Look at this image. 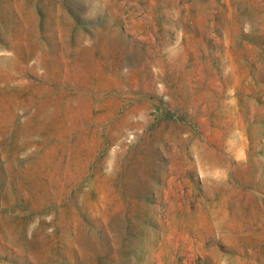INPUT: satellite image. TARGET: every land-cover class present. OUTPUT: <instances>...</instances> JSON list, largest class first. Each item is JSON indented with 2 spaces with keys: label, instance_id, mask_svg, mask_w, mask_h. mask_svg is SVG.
I'll list each match as a JSON object with an SVG mask.
<instances>
[{
  "label": "rangeland",
  "instance_id": "obj_1",
  "mask_svg": "<svg viewBox=\"0 0 264 264\" xmlns=\"http://www.w3.org/2000/svg\"><path fill=\"white\" fill-rule=\"evenodd\" d=\"M251 210L264 0H0V264H264Z\"/></svg>",
  "mask_w": 264,
  "mask_h": 264
},
{
  "label": "bare ground",
  "instance_id": "obj_2",
  "mask_svg": "<svg viewBox=\"0 0 264 264\" xmlns=\"http://www.w3.org/2000/svg\"><path fill=\"white\" fill-rule=\"evenodd\" d=\"M177 3V2H176ZM187 4V3H186ZM50 7V6H49ZM49 9V8H48ZM60 9H61V7H60ZM150 9V8H149ZM50 10V9H49ZM52 12V11H51ZM56 12V11H55ZM58 12H59V10H58ZM68 13V12H67ZM127 13V12H126ZM140 13V12H139ZM58 14H60V13H58ZM66 14V13H65ZM202 15V14H201ZM200 15V16H201ZM66 16V15H65ZM138 17H140V16H138ZM128 20V19H127ZM187 21V20H186ZM190 22V21H189ZM206 22V21H205ZM217 22V21H216ZM194 23V22H193ZM213 23V22H212ZM185 24V23H184ZM216 24V23H215ZM124 25V24H123ZM122 25V26H123ZM195 25V24H194ZM143 27H145V26H143ZM193 27V26H192ZM183 28H185V27H183ZM196 29H198V28H196ZM212 29V28H211ZM214 29H215V27H214ZM123 30V29H122ZM125 30V29H124ZM157 30V29H156ZM155 31V30H154ZM182 31V30H181ZM125 32H127V31H125ZM197 32V31H196ZM199 32V31H198ZM208 32V31H207ZM209 33V32H208ZM84 35V34H83ZM151 35V34H150ZM200 35V34H199ZM210 35V34H209ZM152 36V35H151ZM202 36V35H201ZM91 37H93V36H91ZM142 37V36H141ZM154 37V36H153ZM208 37V36H207ZM151 39V38H150ZM153 40H154V38H153ZM188 40V39H187ZM82 41V40H81ZM89 41H91V39L89 40ZM218 41V40H217ZM211 42V41H210ZM213 42V41H212ZM215 42V41H214ZM155 44V43H154ZM213 44V43H212ZM189 47V46H188ZM213 47V46H212ZM211 48V47H210ZM216 48V47H215ZM153 50V49H152ZM162 52V51H161ZM150 53V52H149ZM152 53V52H151ZM195 54H200L199 52L198 53H196L195 52ZM162 55V54H161ZM204 56V55H203ZM132 57V56H131ZM219 58V57H218ZM214 59V58H213ZM163 61V60H162ZM165 62V61H164ZM224 68V67H223ZM228 68V67H227ZM224 70V69H223ZM227 70V69H226ZM200 72V71H199ZM196 77V76H195ZM197 79V78H196ZM180 80V79H179ZM181 82V81H180ZM221 82V81H220ZM203 83V82H202ZM208 84V83H207ZM199 86V85H198ZM189 87V86H188ZM188 89V88H187ZM212 91V90H211ZM224 93V92H223ZM214 95V94H213ZM225 95V94H224ZM232 95V94H231ZM222 96V95H221ZM227 97V96H226ZM233 98V97H232ZM230 99H231V97H230ZM229 99V100H230ZM208 100V99H207ZM206 100V101H207ZM215 100V99H214ZM228 101V100H227ZM245 102V101H244ZM200 104V103H199ZM198 104V105H199ZM206 104V103H205ZM204 104V105H205ZM204 105H202V106H204ZM206 106V105H205ZM213 106V105H212ZM219 107V106H218ZM205 108V107H204ZM210 108V107H209ZM203 110V109H202ZM204 111V110H203ZM260 112V111H259ZM214 113V112H213ZM213 113H211V114H213ZM260 114V113H259ZM209 116V115H208ZM232 116V115H231ZM214 117V116H213ZM212 117V118H213ZM230 117V116H229ZM233 117V116H232ZM214 119V118H213ZM217 120V119H216ZM231 120V119H230ZM234 120V119H233ZM233 122V121H232ZM213 124H214V122H213ZM235 124V123H234ZM215 127V126H214ZM235 127V126H234ZM198 128V127H197ZM212 128V127H211ZM231 129V128H230ZM228 130V129H227ZM221 132V131H220ZM259 132L261 133L262 131H260V129H259ZM210 144V143H209ZM211 147H212V145H211ZM179 148V147H178ZM167 150V149H166ZM219 151V150H218ZM220 153V152H219ZM175 176V175H174ZM172 177V176H171ZM235 182V181H234ZM180 184V183H179ZM167 185V184H166ZM183 187V186H182ZM243 187V186H242ZM181 189V188H180ZM183 192V191H182ZM181 193V192H180ZM253 193V192H252ZM222 194V193H221ZM177 195V194H176ZM182 195V194H181ZM158 200V199H157ZM196 203V202H195ZM256 204V203H255ZM163 205V204H162ZM168 205V204H167ZM180 205H181V203H180ZM247 205L249 206L250 204H248L247 203V201H240L239 203H238V205H237V208L239 209L238 210V212H237V216H238V218H237V224H240L241 226H243L242 224H243V219H244V207L246 208L247 207ZM252 205V204H251ZM257 205V204H256ZM155 206V205H154ZM253 206V205H252ZM254 207V206H253ZM168 209V208H167ZM256 210V209H255ZM255 210H251L252 212L251 213H249V215L248 216H246V218L247 219H250L251 220V222L253 223V222H255L256 223V225H257V227H259L260 229H262L263 231H264V216L262 217V216H260L257 212H255ZM258 210V209H257ZM169 212V211H168ZM246 212V211H245ZM158 215H159V213H158ZM184 215V214H183ZM201 220L202 221H204L205 220V215H201ZM167 218V217H166ZM178 220V219H177ZM176 220V221H177ZM167 221V220H166ZM176 223V222H175ZM186 226V225H185ZM151 227V226H150ZM155 230V229H154ZM160 233H161V231H160ZM167 233V232H166ZM143 236V235H142ZM153 236V235H152ZM161 236H162V234H161ZM169 236V235H168ZM178 237V236H177ZM169 239V238H168ZM177 240V239H176ZM167 241H170V240H167ZM173 242H175V241H173ZM177 242V241H176ZM249 242V241H248ZM252 242V241H251ZM255 242V241H254ZM263 243V242H262ZM217 245V244H216ZM174 247V246H173ZM209 248V247H208ZM179 249V248H178ZM147 251L149 252V257H150V261H151V263L152 264H163V254H164V241H161V240H155L148 248H147ZM176 254V253H175ZM184 255V254H183ZM234 255V254H233ZM178 256V255H177ZM191 257H193L192 255H191ZM184 259V258H183ZM207 260V259H206ZM243 260V259H242ZM182 261V260H181ZM185 261V260H184ZM190 261H191V259H190ZM249 261V260H248ZM259 261V260H258ZM187 262V261H186ZM191 263V262H190ZM114 264V263H113Z\"/></svg>",
  "mask_w": 264,
  "mask_h": 264
}]
</instances>
